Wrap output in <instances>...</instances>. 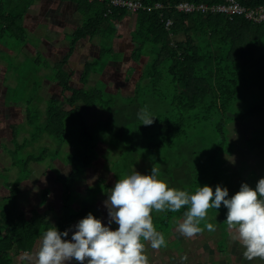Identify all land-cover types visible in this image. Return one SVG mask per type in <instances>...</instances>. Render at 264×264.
Wrapping results in <instances>:
<instances>
[{"label":"crops","instance_id":"obj_1","mask_svg":"<svg viewBox=\"0 0 264 264\" xmlns=\"http://www.w3.org/2000/svg\"><path fill=\"white\" fill-rule=\"evenodd\" d=\"M0 2L8 5V12H6L5 18L7 22L4 23L3 27H7L2 35H0V236L6 231L8 236H12L13 239L17 236L16 232L8 231V227H15L22 229L25 232L24 238L17 236L16 240H26L27 247L25 250L19 251L16 248L17 242H1L0 243V264H29L25 253L32 252L38 247V240L42 233L51 225H54L58 230L69 229V236L71 238L70 226L74 225L80 218L85 216L88 212L84 209V202L81 196L86 195V190L89 189L90 182H88L87 168L85 169L84 175H80L79 170L77 178H73V185L69 191L63 183L72 175L74 170V164H81L80 162L74 161L71 157L77 152L79 144H75V147L68 145L67 149L73 152L68 157L67 165L61 161H55L60 170L59 175L48 172L45 168L39 167V170L35 169V166H42L41 163L46 160L48 148L53 147V142L48 144L50 136L48 121L54 118L52 110L61 109L64 112H70L76 107H81L83 101L79 100L75 107H71L73 92L81 89H99L98 84L103 83L106 92L110 96H116L122 94L124 98H132L136 95V82L133 94H123V85H114V92H110L108 79L112 74L109 66L106 68L104 74H96L92 68L87 72V66L98 59L101 53L102 39L100 36L77 37L79 28L84 25L87 19V12L85 3L81 0H0ZM94 8L92 10H96ZM91 10V12H92ZM109 27H115V31L109 41L110 47L112 45L113 50L116 52L126 53L128 48L130 54L136 47L133 41V33L137 29V16L136 14H126L121 19H113L108 22ZM106 29V27H103ZM32 32L37 38V42H42L41 48H35L31 45L30 49L27 50L28 55L44 56V61L50 63L47 70H59L62 74L47 75L44 81H33L29 83L33 92L30 94L31 100L28 104L41 101L43 104V115L44 120L47 123L43 127L46 129L42 131L41 139H39V145L46 147L39 155L33 157L27 156L18 158V155L25 151H30L31 146L27 145L28 142V131H23L21 127L23 122H26V128H39L36 126L35 120L40 119L39 114H35L31 109L26 111L19 107V102L12 101L9 105L10 108H6L4 103H7V99L3 96L6 94L5 86L3 84V72L5 71V65L7 57L3 58L2 54L15 53L8 49L1 43L6 39V33L9 31L23 33L25 31ZM45 30V31H44ZM102 30V28H101ZM12 37H17L15 34ZM18 39H22L19 35ZM75 39V40H74ZM40 44V43H39ZM37 44V47H39ZM98 57V58H97ZM41 58H37L35 61L41 63ZM46 62H43L46 64ZM130 68V67H129ZM124 73L123 78L127 83H134V76H130L128 69ZM146 67L143 72H145ZM93 70V71H92ZM104 79H103V78ZM117 79L113 77V80ZM147 82L142 77V84ZM101 83V84H102ZM25 83L23 82L22 85ZM21 85V86H22ZM67 85V86H66ZM18 86V85H17ZM63 86H66L64 88ZM141 86V85H140ZM58 89V96L54 97L55 90ZM122 98L123 100H126ZM113 99V98H112ZM48 101L50 104L56 103L55 106H46L44 103ZM128 101V100H127ZM68 106L71 108L68 109ZM96 108L106 114V111ZM68 109V110H67ZM10 114L14 118H10L9 121L3 119L4 114ZM81 114L78 118H80ZM109 117H105L107 121ZM102 121V120H99ZM98 122V121H97ZM96 122V123H97ZM96 123L94 125H96ZM87 129V128H86ZM85 129V130H86ZM88 130V129H87ZM46 132V133H44ZM66 133V131H65ZM84 133V130L81 132ZM47 138V139H46ZM46 139V140H45ZM45 140V141H44ZM103 143L105 149H109V146L105 142L97 141L95 147V153L97 154L99 143ZM246 147V144L244 143ZM5 147L8 151H5ZM60 148V147H59ZM16 149L19 151L16 152ZM62 149V147L60 148ZM104 149V150H105ZM238 149V148H237ZM249 149V148H247ZM254 151V149H249ZM82 159V158H79ZM85 162V159H83ZM256 160H264V154L258 153ZM244 162H239L240 165H244ZM25 162H28L25 164ZM83 162V163H84ZM9 165V167H8ZM23 165H27L30 168L28 173L30 176L23 175ZM62 165V166H61ZM68 166V172L62 174L60 167ZM20 168V169H19ZM249 169H258L250 168ZM248 171V169L246 168ZM16 173L21 177V173L26 178L22 185H17L14 181ZM81 176V177H80ZM9 177V178H8ZM80 177V178H79ZM22 178V177H21ZM99 178V177H98ZM19 179L18 181H20ZM79 180V181H78ZM17 181V182H18ZM2 182H5V188L2 186ZM15 182V183H13ZM43 183H46L43 186ZM64 186V188H63ZM113 187V186H112ZM66 189V190H65ZM110 190L100 192L103 194L97 195L96 199H92L94 204L93 212L94 216L101 219L102 224L107 223V209L103 204V201L107 197V193ZM68 192V193H67ZM73 193H76L79 197H73ZM67 193V194H66ZM3 196V197H2ZM75 198V200H74ZM72 199V200H71ZM6 200H9L10 206H4ZM71 200V204L65 206L64 203ZM2 205V206H1ZM80 205H82L80 207ZM189 206L185 205L177 210H157L152 209L150 215L152 216V223L155 229L162 233L164 236V244L159 248H152L150 241L142 239L145 247L142 250L148 260V264H264V257L259 255H252L246 257L244 253V246L239 241L237 236V229L235 225L228 227L231 232L227 233L226 228H222L220 231L214 233L207 228H203L202 232L195 233L191 236L182 234L177 225L184 219V213ZM169 215H174L170 218ZM179 215V218L172 223L173 219ZM164 218L162 223L157 224V220ZM225 215H219L218 219L212 221L222 222L225 221ZM202 220V219H200ZM26 222V225L23 224ZM169 222V223H167ZM172 223V224H171ZM225 224V223H223ZM159 225L163 227L159 228ZM226 225V224H225ZM117 225L113 222L110 228L115 229ZM220 229V228H218ZM228 229V228H227ZM236 230V233L232 234V231ZM28 233L31 234L27 238ZM0 240H5L3 237ZM11 245L9 249L7 246ZM183 258V259H182ZM66 264H82V262L71 260Z\"/></svg>","mask_w":264,"mask_h":264},{"label":"trees","instance_id":"obj_2","mask_svg":"<svg viewBox=\"0 0 264 264\" xmlns=\"http://www.w3.org/2000/svg\"><path fill=\"white\" fill-rule=\"evenodd\" d=\"M81 1L85 3L87 19L79 28L77 37L98 35L102 39V47L107 39L110 41L115 31V27H109L108 22L117 18L119 20L129 13L136 14L137 29L133 33L136 47L132 51V57L135 61H140L143 57L149 58L143 73L145 81L157 84L166 79L167 85L173 88L171 92L167 90L160 92L153 86L154 92H157L155 97L162 98L164 94L173 96L174 102L171 107H173L174 118H157L159 127L156 134H159L156 136L157 147H151V152L157 153L158 147L164 148L166 143L174 145L176 139L187 143L192 142L193 147L196 148L182 158L188 161L195 160L189 164L184 175L192 178L190 185L194 186V190L198 185H207L208 170L205 163L212 164L226 160L227 156L223 155V150L231 135L230 125L247 121L264 113V22L256 23L238 15L186 13L176 10V6L181 3L196 6L205 4L214 7L227 4V0H133L142 1L146 6L162 4L165 7L163 10H142L135 13L123 9H111L108 13L107 2ZM236 1L248 11L264 8V0ZM94 8L97 9L92 10ZM6 12H8V5L0 2V35L7 29L3 27L7 22ZM170 19L174 23L168 29L167 22ZM102 51L103 54L108 55L104 47ZM109 51L112 49L109 48ZM103 54L93 62L102 60ZM91 68L90 63L87 66V72ZM66 86L63 87L66 88ZM106 93L109 95L108 92ZM79 100H82L87 108L98 107L104 111L108 110L104 105L109 104L104 103L100 89H81V92L75 90L71 107H75ZM251 100L254 104L243 109V104ZM51 113L60 115L62 120L69 117L74 121L78 119L82 110L77 106L70 112L58 109L57 112ZM111 117L110 111L109 120ZM50 125L49 123L48 127L52 131H49V135L60 137L57 132H53L54 128L51 129ZM261 126L264 125L259 127ZM56 128H62L60 133L66 136L62 121ZM258 128L243 140L250 139L258 132ZM144 131L149 132V125ZM87 132V129L84 130V134ZM96 145L95 141L93 145L87 143L86 146L84 144L78 146L77 152L71 158L80 162L79 158L83 156L85 162L73 165L72 175L63 183L67 188L66 191H69L73 185L72 179L78 177V165L87 168L94 161L86 152L90 150L92 153L96 152ZM234 145L232 153L239 148L236 140ZM210 150L214 151L209 152ZM26 167L27 165H23V171ZM225 174L221 170L214 173L215 185L222 181ZM175 182L177 178L172 177L173 187ZM215 185L212 186L213 191ZM23 224L26 225V222ZM8 231L16 232L17 236L23 238L25 236L22 229L10 226ZM17 236L14 239L8 235L0 236L5 239L0 240V243L17 242L16 248L19 251L31 247L26 245V240L23 242L16 240ZM30 236L31 234L28 233L27 238ZM10 246L8 245L7 249Z\"/></svg>","mask_w":264,"mask_h":264},{"label":"rangeland","instance_id":"obj_3","mask_svg":"<svg viewBox=\"0 0 264 264\" xmlns=\"http://www.w3.org/2000/svg\"><path fill=\"white\" fill-rule=\"evenodd\" d=\"M129 12V11H128ZM45 31V30H44ZM17 37H12L13 35ZM19 35L22 39H18ZM6 39L1 41L3 45H5L8 49L14 51L15 53L7 52L5 55L2 54L3 58L7 57L5 71L3 72V84L5 86L6 94L3 96L4 99H7L6 108H10L11 102H19V107L23 108L22 110L26 111L27 109H31V112L35 114H39L40 119L35 120L36 126L35 128H26V122H23L21 127L23 131H28V144L30 145V151H23L18 155L20 157L28 156L33 157L34 155H39L46 147H41L39 145V137L41 139V133L46 128L43 127L47 123L44 120L43 104L41 101L35 102L33 104H28L31 100L30 94L33 92L32 87L29 86V83L33 81H44L47 75H58L62 74V71L59 70H47L50 66V63L44 61V56H36V55H28L27 50L30 49L31 45L33 47L41 48L42 42L36 43L37 38L35 35L28 31L23 33L9 31L6 33ZM90 36L88 35V38ZM75 40V39H74ZM39 44V47H37ZM104 50L106 54H103L101 51L100 56L103 54L102 60H98L97 62L91 63L92 68L96 71V74H104L107 70L106 68L109 66L112 74L109 77H105L108 79V85L110 92H114V85L122 84L123 85V94L130 95L133 94V90L136 85V95L132 98H124L122 94L116 96H110L106 93V89L104 84L99 83L98 88L100 92L103 94L104 105L108 110L106 111L108 114L96 109V108H87L84 104L82 105V113L80 118L74 119V121L65 117L63 120L59 117L60 115L53 114L54 118L49 120L48 123L51 125V129L54 128L53 132H57L60 137L50 136L48 144L51 146V142H53V147H50L48 150L46 160L41 163L42 166H35L36 170H39V167L45 168L48 172L55 173L56 175L61 174L58 169V165H56L55 161L59 160L65 165H67L68 157L73 152L72 150L67 149L68 145H72L75 147V144L86 146L87 143L93 145L95 141H103L109 146V149H105L103 143H99L97 154L92 151H87L89 156L94 159V164L87 168L88 177L86 180L90 182V186L88 190H86V195L81 196L84 202V206L80 205V207H84L87 212H93V202L92 199H96L98 196L95 194H100V192H105L110 190L114 185L115 181L118 180L125 174H130L132 171L137 170L141 173H148L151 169V166L155 164L158 168V178L164 180L169 187L187 190L189 192L194 191V186L190 185L191 177L189 175H184L185 171L188 170L189 164L193 161L184 160L182 156L190 154L193 152L194 144L187 143L182 141L181 139H176L174 145L173 143H166L165 147H158L159 151L157 153L151 152V147H157V118H174L173 117V107L171 104L173 101V96L164 94L162 98L155 97L157 92H154L153 86H155L160 92L162 90H167V92H171L173 89L171 85H167L168 81L163 79L160 83L153 84L150 81L142 84L143 70L148 64V57H143L140 61H135L132 57V54L128 52L127 55L122 52H116L113 50V47L109 44V39L104 42ZM101 46V50L103 49ZM109 48L112 51H109ZM37 58H41L43 61L41 63H37L35 60ZM98 58V57H97ZM43 62H46L43 63ZM130 67V68H129ZM91 68V69H92ZM128 69L129 75L134 76V83H127L123 78L124 73H126V69ZM93 71V70H92ZM46 74V76H44ZM113 77L117 79L113 80ZM103 78V77H102ZM103 78V79H104ZM25 83L22 85V83ZM18 85V86H17ZM22 85V86H21ZM58 96V89L54 92V97ZM113 98V99H112ZM122 98L126 99L123 100ZM128 100V101H127ZM100 101V100H99ZM110 102V103H107ZM46 106H55L56 103H48L46 101L44 103ZM254 104V101L251 100L248 103H244L243 109L251 107ZM146 107L149 113L154 116L153 123L149 125V132L144 131L147 125L142 124V121L137 118V112L140 108ZM171 108V109H170ZM240 108V106H239ZM68 109L71 108L68 106ZM67 109V110H68ZM242 109V110H243ZM53 111H58V109H54ZM110 111L112 113L111 119L105 121V117L110 116ZM3 119L9 121L10 118H14L10 114H4ZM102 120V121H99ZM63 122L65 126L66 136L60 133L62 128H56L60 122ZM98 121V122H97ZM97 122V123H96ZM96 123V125H94ZM260 125H264V113L257 117H253L247 121L235 122L230 125L231 135L226 144L225 150H223V155H225V159L223 161H217L212 164L205 163V167L208 170V175L206 176L207 185H215L213 175L215 172L221 170L223 173L222 181L219 183L222 187H227L228 195L231 196L236 191L239 190V186L242 182L248 183L250 187H255L256 182L259 178L264 177V160H256L258 153L264 154V126L259 127ZM259 127V128H258ZM88 129L87 134L81 133L83 130ZM258 128V132H256V136L252 135L250 139L243 140L247 136H250L252 131ZM46 133V132H44ZM204 133V132H202ZM253 138V139H252ZM47 139V138H46ZM45 139V140H46ZM233 139V142H232ZM44 140V141H45ZM112 140V142H110ZM234 140H236L237 145L239 146L238 150L235 153H232L235 145ZM246 143V147L244 146ZM62 147V149L60 148ZM254 149L251 151L249 149ZM105 149V150H104ZM5 151H8L5 147ZM19 151L16 149V152ZM214 151V150H213ZM210 150L209 152H213ZM91 153V154H89ZM152 153V154H151ZM84 155V154H83ZM87 155V154H86ZM169 157V158H168ZM85 159L82 156L81 163L84 162ZM228 159V162H227ZM251 160L249 162H245L244 165H240L239 162H244L246 160ZM258 169H249L257 168ZM62 166V165H61ZM9 167V165H8ZM248 169V171L246 170ZM20 169V168H19ZM62 174H66L68 172L69 167H60ZM80 175H84L85 169L83 170L82 165H78ZM30 171V168L27 166L23 172V175H26ZM226 170V171H225ZM21 173V177L16 173L14 181L17 185H22L26 178ZM27 176H30L29 173ZM81 177V176H80ZM79 177V178H80ZM99 177V178H98ZM172 177L177 178V182H175V186L172 185ZM9 178V177H8ZM21 179L20 181H18ZM18 181V182H17ZM79 181V180H78ZM13 182V183H15ZM46 183H43L45 186ZM2 186L5 188V182H2ZM2 195V193H0ZM73 197H79L76 193L72 192ZM3 197V196H2ZM72 200V199H71ZM71 200L64 203L65 206L71 204ZM75 200V198H74ZM4 206H10L9 200H6L3 203ZM2 206V205H1ZM185 205H182L183 207ZM81 207V208H82ZM164 210H169L165 208ZM179 211V209H178ZM226 207L221 202V206L218 209L209 208L206 210V215L201 218L199 221V227L201 228V233L204 225L206 223H212L214 227V233L220 231H226L227 233L231 232V229L228 227V222L225 220L222 222L212 221L211 219H218L219 215L226 214ZM170 218L174 217V215H169ZM179 218V215L171 221L174 223ZM164 218L157 220V224L162 223ZM169 223V222H167ZM171 223V224H172ZM234 226V225H233ZM232 226V227H233ZM228 229H227V228ZM159 228H163L159 225ZM220 228V229H218ZM222 228H226L225 230H221ZM6 231H3L2 234L7 235ZM236 233V230L232 231V234Z\"/></svg>","mask_w":264,"mask_h":264},{"label":"clouds","instance_id":"obj_4","mask_svg":"<svg viewBox=\"0 0 264 264\" xmlns=\"http://www.w3.org/2000/svg\"><path fill=\"white\" fill-rule=\"evenodd\" d=\"M137 118L144 125L153 123L146 107L137 112ZM158 168L151 166L148 173L137 170L125 174L115 181L103 201L107 209V223L88 212L69 229L58 230L48 227L38 240V247L25 253L29 264H66L75 260L82 264H148L143 253V240L150 241L152 248L164 244V236L153 223L152 209L177 210L189 205L178 230L191 236L201 231L199 221L209 208L218 209L221 202L227 211L225 219L229 226L235 225L239 241L244 246V255L264 257V177L258 179L255 187L242 182L239 190L231 196L227 187L198 185L192 192L169 187L158 178ZM117 227L110 228L112 223ZM214 230L212 223L204 225ZM183 259V258H182Z\"/></svg>","mask_w":264,"mask_h":264},{"label":"built area","instance_id":"obj_5","mask_svg":"<svg viewBox=\"0 0 264 264\" xmlns=\"http://www.w3.org/2000/svg\"><path fill=\"white\" fill-rule=\"evenodd\" d=\"M90 2H107L108 13L111 9L126 10L132 12H139L142 10H163L165 7L162 4H155L154 6H146L142 1L133 0H89ZM178 12L186 13H202V14H225L229 16H244L249 20L260 23L264 22V8H260L253 11H248L242 7L236 0H227V4H221L214 7H209L205 4L196 6L190 3H181L176 6ZM173 20H168L167 28L170 29L173 26Z\"/></svg>","mask_w":264,"mask_h":264},{"label":"bare ground","instance_id":"obj_6","mask_svg":"<svg viewBox=\"0 0 264 264\" xmlns=\"http://www.w3.org/2000/svg\"><path fill=\"white\" fill-rule=\"evenodd\" d=\"M130 12H132V11H130ZM133 13H135V12H133Z\"/></svg>","mask_w":264,"mask_h":264}]
</instances>
